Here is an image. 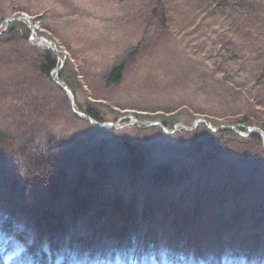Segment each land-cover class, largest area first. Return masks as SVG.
Segmentation results:
<instances>
[{"label": "rangeland", "instance_id": "374dc122", "mask_svg": "<svg viewBox=\"0 0 264 264\" xmlns=\"http://www.w3.org/2000/svg\"><path fill=\"white\" fill-rule=\"evenodd\" d=\"M21 13L61 51L66 81L60 79L73 84L77 109H96L101 122L133 114L168 130L198 118L217 128L264 129V0H0V25ZM27 35L31 40L29 24L0 41L5 264H41L44 253L48 264H264V146L248 130L218 141L204 130L192 139L181 137V128L167 134L129 119L94 126L35 69L39 52L23 41ZM5 40L18 52L6 55ZM123 61V80L109 84L107 74ZM192 140L209 155L223 147L231 161L250 165L252 182L225 193L214 181H175L172 196L155 183L139 196L125 143L153 154ZM49 141L45 155L58 154L73 177L57 175L44 154L32 153L33 144Z\"/></svg>", "mask_w": 264, "mask_h": 264}, {"label": "trees", "instance_id": "16d2710c", "mask_svg": "<svg viewBox=\"0 0 264 264\" xmlns=\"http://www.w3.org/2000/svg\"><path fill=\"white\" fill-rule=\"evenodd\" d=\"M19 26H28V23L24 21H17L11 23L10 28L5 33L0 35V41H2V38L11 36L15 32V30L19 28ZM11 41L12 40H5L3 42L5 43L3 45H7L9 48L4 52L6 55L9 53L15 54L16 52H18H13L14 48L9 47V43ZM23 41L30 44L29 35H27L26 40ZM34 50L39 52L38 58L40 59L37 62V66L35 69H37L41 76L52 79L51 74L56 68L61 65V61L58 59L56 54L46 46L35 45ZM126 68L127 63L124 61L115 64L110 70V72L107 74L108 83H120L124 78ZM65 74L66 68H62L59 72V78L66 81ZM53 83L64 94L67 95L66 91L63 88L57 85L54 81ZM66 84H68L71 88H74L72 83L67 82ZM67 99L69 101V98ZM85 112H87L99 121L104 120L96 109L89 108ZM74 115L77 118L81 119V117L77 116L76 113ZM203 130L206 131V133L209 132L210 134H212V136L214 137L213 139H216L218 141L223 140L224 138H240V135L234 132L233 130L213 132L212 130L207 128L205 124L199 125L193 131H186L184 129H181L179 135L181 137L187 136L193 139V137L199 135V132ZM249 139L263 148V138L258 131H253L249 135ZM23 141V139L17 140V142H14V144L18 146ZM192 141L194 144L191 147L171 145L170 147L164 148L158 151L157 153L153 152V154L146 151L143 145V147H141L137 143L127 141L125 143V147L131 153V157L128 158L130 159L129 161H131L130 163L132 164L130 166L131 169L129 170L128 175H130V180L139 188H136L137 194L141 196L142 190H146L147 187L154 188V185L156 183L157 185L155 186L158 187L160 191H164L166 192V194H171L172 196L174 194V191L172 190L171 184H175V181H179V183H182L185 187H187L191 183L192 179H195L196 181L199 180V182L202 183H204L205 180H207L208 182L214 181L216 182V187L220 188L225 193L228 192V189H232L234 192H241L245 183L252 182L251 177L249 176V170L247 169V167H249L250 165H248L247 163L245 165L244 162L237 160L231 161L227 157V155L224 154L223 147H221V154H217L216 156L209 155L210 149H208V147L201 146L200 144L198 145L197 141L195 140ZM34 143H37V141H35ZM35 146L36 144H33L34 150L32 151V153L34 155H38L37 152L44 154V156L42 157H44V159H47V163L51 166V169L54 170L57 175H61V177L63 176L70 178L73 177V174H76L75 172L72 173L71 168L64 167V165L67 164H64V162L61 161V157H59L58 154L56 156L54 155L55 153H51L50 156L45 155V153H49L50 149L53 148L52 141H49L47 145L41 143L38 148H35ZM216 149L217 150H215V152L218 153L220 147H217ZM75 154L76 152L73 151V157H75ZM76 158L78 160L76 164H79L81 159L79 157ZM212 165L218 167L221 166V171L218 172L214 170V172H216L217 174L209 172V167H211ZM32 167L35 169H39L42 166L38 162L33 161ZM38 174L43 175L44 173L39 170ZM86 180L88 181V178H86ZM32 184L33 182L31 184L29 183V185ZM139 206L142 207V202L140 200ZM44 261L46 264H48L49 258L48 255L45 253L43 254V261L41 264H45ZM0 264H5V262L0 259Z\"/></svg>", "mask_w": 264, "mask_h": 264}, {"label": "water", "instance_id": "95a60500", "mask_svg": "<svg viewBox=\"0 0 264 264\" xmlns=\"http://www.w3.org/2000/svg\"><path fill=\"white\" fill-rule=\"evenodd\" d=\"M17 21H24V22H27L29 24L30 32H31V35H30L31 40L30 41L33 44L46 46L47 48H49L50 50H52L56 54L58 59L61 61V65L52 72L51 77H52L53 81L66 91L68 98H69V101H70V105H71L73 111L77 115L87 119L94 126L117 127L119 124H121V122L129 119V120L135 121L141 128H148L150 126L160 125L161 128L167 134H175L180 128L184 129L186 131H193L200 124H205L214 132H219V131H223V130L240 131V130L246 129L251 134L253 131H258L263 138V146H264V129H262L261 127H256V126H247V125H244L241 123H238V124H235L232 126H223L221 128H217V127L211 126L205 118H198L195 120V122L193 123V125L191 127H188L183 123H177L173 130H168L166 128V126L164 125V123H162L159 120L152 122L150 125H142V124H140L139 118L133 114L127 115V116L119 119L116 122H101V121L95 119L90 114H88L86 112H82L79 109H77L74 91L64 81H62L59 78V72L65 64V58L61 55V51L57 48V45L55 44V42L53 40H51L50 38H48L46 36H38L37 35V26L35 25L34 21L32 20V18L29 14L21 13L17 16H12V17L7 18L5 23L0 25V35L5 33L10 28L11 23L17 22Z\"/></svg>", "mask_w": 264, "mask_h": 264}, {"label": "bare ground", "instance_id": "6f19581e", "mask_svg": "<svg viewBox=\"0 0 264 264\" xmlns=\"http://www.w3.org/2000/svg\"><path fill=\"white\" fill-rule=\"evenodd\" d=\"M255 132V131H254Z\"/></svg>", "mask_w": 264, "mask_h": 264}]
</instances>
